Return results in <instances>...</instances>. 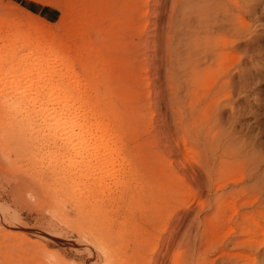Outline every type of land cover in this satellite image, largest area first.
I'll return each instance as SVG.
<instances>
[{
	"label": "rangeland",
	"instance_id": "obj_1",
	"mask_svg": "<svg viewBox=\"0 0 264 264\" xmlns=\"http://www.w3.org/2000/svg\"><path fill=\"white\" fill-rule=\"evenodd\" d=\"M98 1L0 0V47L12 46L18 58L26 52V41L45 36L52 40L50 47L62 58V64L77 70L94 61V54L111 60L112 77H100L86 89L92 95H97L92 90L94 84L99 95L107 90L106 98L113 108L107 115L117 130L119 160L124 167L113 176L123 174L129 184H111L99 202L91 198L98 194L95 188L75 202L77 190L71 193L60 179L65 176L60 156L51 166L30 161L34 154H39V160L46 151L61 155L60 146L43 133L39 117L22 99L18 103L27 113L16 116L2 104L0 96V264H200L203 256L210 264L217 256L215 248L207 255L198 254L199 238L210 233H203L204 228L197 224L211 213L207 207L211 158L207 132L221 130L222 106L217 101L211 103L215 90H196L195 86L175 94L162 78L165 74L160 71V79L156 76L153 24L165 20L158 13L166 11L171 0L166 4L150 0L149 13L141 21L138 17L140 28L135 37H144L142 41L149 44L138 50L139 70L134 69L136 64L125 62L133 55L123 51L121 29L125 22L116 21L125 15L123 0ZM247 5L245 18L234 12L238 17L235 25L245 21L250 33L234 44L237 92L225 116L234 139L248 148L264 150V0H247ZM100 13L106 20L104 28H112L106 42L96 33ZM92 16L94 21H90ZM15 36L21 40L15 41ZM60 63L54 67L57 73ZM84 72L90 74L86 68L83 76ZM168 184L174 196H170L165 211H159L162 216L141 217L137 201L149 190L166 192ZM155 201L150 203L151 211L167 202ZM147 218L153 228L145 233L142 227ZM197 228L201 229L198 235ZM143 241V247H137Z\"/></svg>",
	"mask_w": 264,
	"mask_h": 264
},
{
	"label": "bare ground",
	"instance_id": "obj_2",
	"mask_svg": "<svg viewBox=\"0 0 264 264\" xmlns=\"http://www.w3.org/2000/svg\"><path fill=\"white\" fill-rule=\"evenodd\" d=\"M163 1L166 4L167 1ZM122 2L125 15L115 17V20L118 18L116 21L125 22L121 29L123 51L133 55L125 62L129 66L136 64L134 69L139 70V64L136 63L138 50L149 44L142 41L144 37H135V33L140 28L138 20L144 19L150 11V0ZM235 11L245 18L249 13L247 0H171V6L158 13L165 20L161 24H153L156 29L154 40L151 41L158 62V79L161 72L165 74L162 78L175 94L195 86L196 90H203L204 87H207L206 90H215L210 98L211 103L217 101L222 106L221 130L212 134L211 129L207 132L211 157L207 170V190L210 193L207 207L211 213L197 224L204 228L203 233H210L205 235L207 238L201 235L203 240L199 238L198 254L205 255L212 247L215 248L217 256L210 264H255L257 260L264 261V150L248 148L234 139L227 129L229 122L225 116V110L229 109L230 100L237 92L235 68L238 61L234 44L236 39H246L250 33L245 21L242 20L239 26L235 25V19L238 18L234 15ZM102 14L98 15L99 24L95 29L98 38L106 42L110 40L112 28H104L106 20H103ZM93 19V16L90 17V21ZM2 32L3 26H0V36ZM5 38L8 39L9 35ZM40 38L42 40L26 41V52H22L18 58L12 46L0 47L2 104H7L8 111L20 116V112L27 113L18 103L22 99L39 117L43 133L52 144H58L61 148V155L46 151L39 160V154H34L30 161L34 164H43L44 161L51 166L60 156L59 161L65 171V176L60 179L68 185L71 193L75 194L77 190L75 202L91 194L93 188L98 190V194L93 192L91 198L99 202L102 195L109 192L111 184L114 187H126L129 184L127 176H113L116 171L124 170V167L119 160L117 130L107 115L113 109L106 98L107 90L99 95L100 90L94 84L92 90L97 95H92L86 89L90 83H97L100 77H112L109 68L111 60L94 54V61L85 65L90 74L84 72L83 76V65L80 71L74 66L62 64V58L50 47L52 40L45 36ZM14 39L18 42L21 37L15 36ZM1 48L6 50L2 52ZM58 62H61L59 73L54 71ZM190 97L193 98L194 93ZM176 103H179L178 99ZM232 106L230 112L233 111ZM165 189L166 192L149 190L148 195H143V199L137 201L141 217L158 219L162 216L159 213L165 211L170 196H174L171 185L168 184ZM163 199L167 202L163 203L162 208L155 205V209L150 210L151 202L156 200V204ZM148 218L147 225L143 223L142 227L145 233L153 228ZM137 226L140 227L139 224ZM198 230L201 229L197 228V235L200 233ZM142 245L144 241L137 247L142 248ZM198 263L207 264L206 257L203 256Z\"/></svg>",
	"mask_w": 264,
	"mask_h": 264
}]
</instances>
